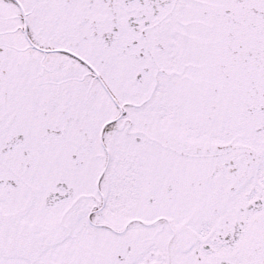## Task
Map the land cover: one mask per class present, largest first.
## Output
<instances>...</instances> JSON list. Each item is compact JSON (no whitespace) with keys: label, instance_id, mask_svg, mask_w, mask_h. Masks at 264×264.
<instances>
[{"label":"flooded vegetation","instance_id":"obj_1","mask_svg":"<svg viewBox=\"0 0 264 264\" xmlns=\"http://www.w3.org/2000/svg\"><path fill=\"white\" fill-rule=\"evenodd\" d=\"M0 264H264V0H0Z\"/></svg>","mask_w":264,"mask_h":264}]
</instances>
